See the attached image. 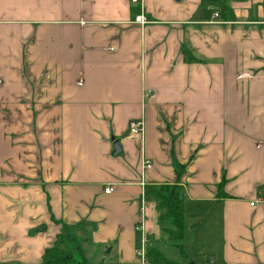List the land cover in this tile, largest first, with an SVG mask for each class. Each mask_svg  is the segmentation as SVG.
<instances>
[{
    "label": "crops",
    "instance_id": "obj_1",
    "mask_svg": "<svg viewBox=\"0 0 264 264\" xmlns=\"http://www.w3.org/2000/svg\"><path fill=\"white\" fill-rule=\"evenodd\" d=\"M222 1L229 21L201 0H0V264H43L57 235L82 264L135 263L139 223L172 258L144 188L176 182L185 243L205 217L211 264H264V0Z\"/></svg>",
    "mask_w": 264,
    "mask_h": 264
},
{
    "label": "trees",
    "instance_id": "obj_2",
    "mask_svg": "<svg viewBox=\"0 0 264 264\" xmlns=\"http://www.w3.org/2000/svg\"><path fill=\"white\" fill-rule=\"evenodd\" d=\"M201 4L207 17L216 14V18L221 21H229L233 17L231 9L222 0H201ZM183 55L186 59H192L187 51H184ZM174 169L179 179L183 166L176 164ZM224 182L223 178L218 185V195L223 197H225L222 192ZM144 196L156 201L157 219L166 234V242L179 248L182 257H187L186 246L183 243L185 210L178 183H162L158 187L147 185L144 188ZM146 260L148 264H181L166 258L157 248L149 246L146 247ZM41 262L43 264H82L81 260L66 247L62 235H57L53 244L44 249ZM101 264H138V262H103Z\"/></svg>",
    "mask_w": 264,
    "mask_h": 264
},
{
    "label": "rangeland",
    "instance_id": "obj_3",
    "mask_svg": "<svg viewBox=\"0 0 264 264\" xmlns=\"http://www.w3.org/2000/svg\"><path fill=\"white\" fill-rule=\"evenodd\" d=\"M199 221L200 223L196 224L194 227V229L197 228L199 230L198 234L192 233L191 238L189 237V241L191 239L189 243L191 244L188 245L183 239V243L186 246L187 257H182L179 248L166 243V245L162 247H165V253L172 257L168 259L179 261L181 264V261H185L187 259L188 261L186 264H211V255L208 252V244L210 241V223L205 220V217H202ZM87 262L90 264H96L95 260L91 262V258L88 259Z\"/></svg>",
    "mask_w": 264,
    "mask_h": 264
},
{
    "label": "built area",
    "instance_id": "obj_4",
    "mask_svg": "<svg viewBox=\"0 0 264 264\" xmlns=\"http://www.w3.org/2000/svg\"><path fill=\"white\" fill-rule=\"evenodd\" d=\"M139 1L140 0H130V2H132L133 4H135ZM212 17L215 18L216 14H213ZM135 21L140 25H144L148 22L147 19L142 14H139L138 16H136ZM128 131H129V133H131L133 135H139V137H142V133H143V121H142V119L131 120L128 124ZM142 167L144 169L150 167L149 161L146 159H143ZM111 191H112L111 186H108L104 189L105 193H109ZM251 205H253L252 202H251ZM135 228L138 232H140V236H141L139 246L136 248V255L138 258L137 262H138V264H148L147 260H146V247H147V245L145 244L146 240H145V236H144L143 224L139 223L135 226Z\"/></svg>",
    "mask_w": 264,
    "mask_h": 264
},
{
    "label": "water",
    "instance_id": "obj_5",
    "mask_svg": "<svg viewBox=\"0 0 264 264\" xmlns=\"http://www.w3.org/2000/svg\"><path fill=\"white\" fill-rule=\"evenodd\" d=\"M112 142H113V151H112V154L115 155L119 152L120 150V146L118 144V141L114 138H112Z\"/></svg>",
    "mask_w": 264,
    "mask_h": 264
}]
</instances>
